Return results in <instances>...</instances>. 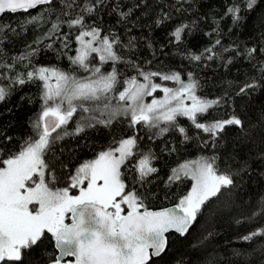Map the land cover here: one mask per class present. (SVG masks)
<instances>
[{"label": "snow or ice", "instance_id": "1", "mask_svg": "<svg viewBox=\"0 0 264 264\" xmlns=\"http://www.w3.org/2000/svg\"><path fill=\"white\" fill-rule=\"evenodd\" d=\"M182 2L184 0H176L177 11H181L179 5ZM143 3L144 0H140L133 8L120 11V20L127 22L134 8ZM257 3L258 0H232L224 16L230 17L234 24L238 23L242 19L241 10L252 11ZM103 4L104 0H83V4L81 0H0V17L5 13H30L32 9L47 6L46 12L54 14L56 20L49 33L35 43L43 44L44 39H52L53 34L60 33L63 47L68 48L70 37L74 36L78 47L70 61L90 74L79 77L55 67H37L32 64L31 57L36 49L31 45L19 56L11 57L12 63L7 64L5 49L0 47V69H3L0 79L20 85L39 81L42 89L41 111L31 121L33 135L21 141L18 149H8L13 137L0 128V264H34L37 250L45 257L41 264H157L168 251V234L186 236L209 202L219 197L223 189L235 186L232 174L218 170L216 156L185 161L172 169L168 180H191L190 190L172 208L149 210L145 203L147 197L122 178L121 168L135 155L137 137L121 139L117 147L101 150L70 172L66 185L56 186L59 179L54 166L46 159L47 153L65 136L79 135L86 127L94 126L93 121L107 126L117 116L130 114L133 128L142 124L149 129H159L153 137L175 130L184 141H188L192 137L178 122L182 117L206 134V138H201L205 147L209 146V141L215 147L227 126L243 128V121L235 115L223 120L201 119L210 109L220 106L223 98L198 96L199 84L192 73L188 74V82H184L179 73L144 71L126 60L117 50L120 42L116 36L102 35L99 27L85 23V17L91 16ZM118 9L119 5L114 10ZM164 17L171 18L168 13ZM42 21L43 13L25 17V24L39 25ZM155 22L159 25L163 21L158 17ZM62 26H66L69 32L61 33ZM187 28L186 24L177 26L170 35L180 42ZM8 32L15 33L16 29L0 23V45L7 39ZM220 43L216 39L203 53L190 54V59L201 61L205 53L207 59H213L214 48ZM127 47H132V40ZM258 52H264V49L248 48L243 53L237 50L235 54L254 61ZM97 57L98 65L92 63ZM121 63L135 68L143 82H139L136 76L126 77L122 90L114 96L117 84L121 83L118 76L123 75L117 68ZM228 63L232 60L229 59ZM105 64H110L112 70L102 71ZM17 66L25 69L23 75L15 71ZM253 67L264 78V63H254ZM9 72L11 76H8ZM156 77L171 81L176 87L154 83ZM255 87L253 81L246 82L237 94H247ZM156 92H162L163 97L144 103L145 96H153ZM9 94L10 87L0 86V102ZM113 99L119 102L115 106L111 103ZM98 101L107 102L103 106L92 103ZM78 110L90 115L81 117L86 123L77 121L75 129L69 131L67 126ZM96 112L99 116L93 114ZM105 116L107 119L101 118ZM161 124L166 126L160 127ZM135 170L138 178L133 179H138L141 185L150 182L147 178L158 171L151 165L147 154L138 160ZM257 207L259 211L253 216H264V201ZM69 219L71 222L67 223ZM256 238H264V227L241 237L246 242ZM46 245H50L53 251H48Z\"/></svg>", "mask_w": 264, "mask_h": 264}, {"label": "trees", "instance_id": "2", "mask_svg": "<svg viewBox=\"0 0 264 264\" xmlns=\"http://www.w3.org/2000/svg\"><path fill=\"white\" fill-rule=\"evenodd\" d=\"M137 3L140 0H104V4L98 6L91 16L85 17V23L99 27L102 35L116 36L120 42L118 52L142 70L176 72L181 74L184 81H188V74L192 73L199 84L198 96L223 98L221 105L210 109L202 120H223L235 115L243 121L242 129L227 126L215 147L211 141L205 147L201 138H206V134L196 130L182 117L178 118V122L192 137L188 141H184L175 130L155 137L153 134L158 133L157 128L139 129L136 132L135 155L122 166V178L147 197L145 203L149 209L177 204L187 194L191 180H168L172 169L185 161L216 156L218 170L232 174L235 181L234 187L223 189L219 197L209 202L186 236L168 235V251L157 264H264V238L247 242L241 239L245 233L264 227V216H253L254 212L259 211V203L264 201V78L253 64L264 63V52H258L254 61L235 54L237 50L243 53L248 48L264 49V0H258L252 11L242 9V19L235 24L230 17L224 16L232 0H184L179 5L181 11L176 10V0H144L139 8H134L127 22H122L119 12L127 11ZM117 5L119 9L114 10ZM46 7L40 6L30 13H5L0 17V23L16 29L15 33L8 32L7 39L0 45L5 49V62L11 64V57L19 56L31 45L36 49L31 57L33 65L55 67L82 77L85 75L83 70L70 61L78 47L74 36L70 37L68 48L63 47L60 33L53 34L52 39H44L43 44L35 43L49 33L51 24L56 20L54 14L46 12ZM42 13L44 21L39 25L25 24L28 15ZM165 13L171 18H165ZM158 17L163 21L159 25L155 22ZM182 24L188 25V28L182 33L180 42H176L170 33ZM60 32L67 33L69 29L62 26ZM216 39L221 43L215 46L213 59H207V53L201 61L190 59V54L203 53L213 46ZM130 40L131 48L127 47ZM49 44L51 47H47ZM229 59L232 63H228ZM117 68L123 73L118 76L119 81L133 76L142 81L135 68L128 64L121 63ZM15 71L23 75L25 69L17 66ZM11 75L9 72L8 76ZM249 81H253L256 87L249 89L247 94L238 95L240 87ZM0 86L10 87V94L0 102V128L13 137V141L7 145L8 149L16 150L21 141L33 135L31 121L41 111L42 89L39 81L20 85L0 79ZM119 87L120 83L116 91ZM112 95L115 96V92ZM93 114L99 116L98 113ZM89 115H74L75 118L67 126L68 130H74L76 122ZM101 118L107 119V116ZM93 125L86 127L79 135L65 136L53 144L52 150L47 153L46 159L54 166L59 179L58 187L68 183L67 176L80 163L94 158L109 146H117L121 139L132 132L129 123L121 119H113L107 126L95 122ZM165 148L168 150L165 151ZM146 154L150 155L151 165L158 171L147 178L150 182L141 185L138 179H133L138 178L134 165L138 156L143 158ZM46 247L48 251H53L50 245ZM237 252L241 255H237ZM34 257V264H41L45 259L39 250Z\"/></svg>", "mask_w": 264, "mask_h": 264}, {"label": "rangeland", "instance_id": "3", "mask_svg": "<svg viewBox=\"0 0 264 264\" xmlns=\"http://www.w3.org/2000/svg\"><path fill=\"white\" fill-rule=\"evenodd\" d=\"M92 63L93 64H99V60H98V57L95 59V60H93L92 61ZM102 71H111V68H110V66H109V64H105V65H103L102 66ZM87 75H90L89 73H85V75H83V76H87ZM82 76V77H83ZM80 77H81V75H80ZM184 81V80H183ZM122 82H123V80L121 81V83H120V87H119V89L115 92V95H117L118 94V91H120V90H122ZM140 82H143V81H140ZM153 82L154 83H159V84H162L163 86H167V87H172V88H175L176 87V85L173 83V82H171V81H161V80H159V79H153ZM184 82H188V81H184ZM163 97V93L162 92H156V93H154L153 94V96H145L144 97V103H151V101H152V99L153 98H157V99H160V98H162ZM103 103L102 101H98V102H92V103H94V104H98V103ZM111 103H112V105L113 106H115L117 103H119L118 102V100L117 99H115L114 100V103H113V100L111 101ZM101 106H103L102 104H100ZM80 113H83V112H81V111H79L78 110V112L75 114V117L76 116H78ZM96 113H98V112H96ZM84 114H88V113H84ZM99 114V113H98ZM123 115V114H122ZM130 115V114H129ZM121 115H119V116H117L116 118H114V119H118L119 117H120ZM74 117V118H75ZM94 122V121H93ZM69 124H70V122H69ZM163 126V124H161L160 125V127H162ZM155 129V128H154ZM57 186V185H56ZM74 192L76 191V190H73ZM78 194V193H77ZM257 229H259V228H256V229H254V230H252V231H255V230H257ZM252 231H250V232H252ZM250 232H247V233H245L243 236H245V235H248ZM242 236V237H243Z\"/></svg>", "mask_w": 264, "mask_h": 264}, {"label": "flooded vegetation", "instance_id": "4", "mask_svg": "<svg viewBox=\"0 0 264 264\" xmlns=\"http://www.w3.org/2000/svg\"><path fill=\"white\" fill-rule=\"evenodd\" d=\"M73 117H74V116H73ZM118 119L125 120V121H127V122L129 123V125H130V115H122V114H121V116H120ZM112 122H113V120H112ZM163 126H165V125L163 124ZM139 129H141V130H146V129H149V128L144 127L142 124H141V125H137L135 128L132 127V132L130 133V135H129L128 137H125V139H126V138H129V137H135L136 132H137ZM152 129H154V128H152ZM117 146H118V145H117ZM117 146H111V147H112V148H115V147H117ZM105 150H106V149H105ZM139 157H140V156H138L137 159H136V165L138 164V160L140 159ZM136 165H134V166L136 167ZM66 222L68 223L69 220H66Z\"/></svg>", "mask_w": 264, "mask_h": 264}, {"label": "water", "instance_id": "5", "mask_svg": "<svg viewBox=\"0 0 264 264\" xmlns=\"http://www.w3.org/2000/svg\"><path fill=\"white\" fill-rule=\"evenodd\" d=\"M32 10H35V9H32ZM32 10H30V11H32ZM176 204H174V205H171V206H168V207H165V208H172V207H174ZM165 208H160V209H149V210H153V211H158V210H163V209H165ZM71 221H70V219H69V222L68 223H70ZM169 234H171V233H169ZM168 234V235H169ZM172 234H175V233H172Z\"/></svg>", "mask_w": 264, "mask_h": 264}]
</instances>
